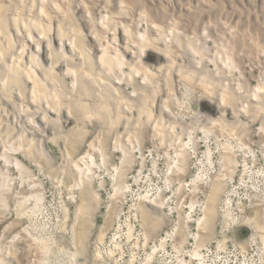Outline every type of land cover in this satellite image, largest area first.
Wrapping results in <instances>:
<instances>
[{"label":"rangeland","instance_id":"obj_1","mask_svg":"<svg viewBox=\"0 0 264 264\" xmlns=\"http://www.w3.org/2000/svg\"><path fill=\"white\" fill-rule=\"evenodd\" d=\"M0 264H264V0H0Z\"/></svg>","mask_w":264,"mask_h":264}]
</instances>
